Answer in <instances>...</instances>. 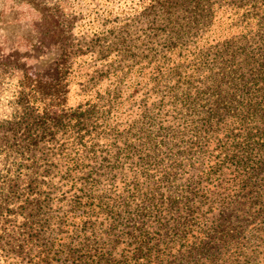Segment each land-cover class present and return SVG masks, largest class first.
<instances>
[{
  "label": "trees",
  "instance_id": "obj_1",
  "mask_svg": "<svg viewBox=\"0 0 264 264\" xmlns=\"http://www.w3.org/2000/svg\"><path fill=\"white\" fill-rule=\"evenodd\" d=\"M29 2L34 5L35 0ZM153 2L162 6L167 25L157 28L151 23L149 29L154 33V45H162L165 50L153 54L151 49L147 60L136 62L131 68L139 74L145 71L162 77L163 73L171 83L175 82L169 91L180 90L183 108L189 115L179 125L174 120L170 124L157 121L158 114L151 113L153 100L149 97L122 98L117 89L114 96L107 98L88 96V92L101 86L99 80L90 86L82 82L88 76L83 65L86 58L92 59L94 51L84 45L74 50L75 40H68L64 49L67 61L61 65L64 81L45 90L35 84L29 86L26 107L29 128L25 132L21 128L16 131L19 135L28 133L29 152L54 149L64 159L63 171L53 176L44 173L40 178L34 177L38 160L29 159V177H32L29 204L33 206L29 221L36 227L23 237H29L32 242V238L40 235L36 232L41 226L42 235L55 237L42 258L38 255L29 264H197L198 261L204 264L209 259L206 254L213 240L217 236L230 237L223 227L225 221L234 223L241 219L238 203L249 207V211L253 205L257 212L253 219L261 221L260 217L264 216V192L260 190L264 176L257 179L258 175H264V0ZM183 4L186 5L178 8ZM189 7L190 20L174 21L171 29H166L171 18L180 20ZM218 12L226 16L219 21L218 29L212 31ZM54 25L49 23L50 31L55 29ZM77 77L81 79L72 85H79L75 89L83 99L75 106L67 100L72 80ZM182 79L190 81L178 88L176 83ZM124 103L129 111L123 108ZM197 115L202 117L195 118ZM188 117L194 118L188 120ZM157 123L160 125L157 130L162 132L167 130L162 128V123L171 128H194L200 140L213 145L221 141L224 130L238 125L243 130L240 135L243 134L244 141L234 146L238 148L236 151H245L243 144L256 145L250 149L249 156L242 155L237 177L229 174L232 177L226 180L230 181L228 186L221 182L214 184V189L219 191L215 195L220 198L218 203L209 200L213 206H208L205 213L199 214L201 208L196 201L202 202L204 195L199 193L207 192L212 184L211 174L217 162L197 164L196 161L191 164L192 173L186 172L188 176L180 178L152 165L139 174L137 170L128 171L129 174L125 170L117 172V166L110 165L117 150L123 151L124 165L133 163V157L141 158L136 154L163 147L162 139L157 141L156 137L143 133L146 125ZM99 162L106 169L104 182L96 181L87 188L91 168ZM244 166L247 171L243 170ZM146 180L152 189L150 193H143ZM170 185H175L172 192L168 190ZM53 187L56 189L51 192ZM159 189L168 194L162 193V200L153 201ZM102 191L110 193L106 200L100 199ZM61 200L69 201L72 208L56 222L44 217V224L39 225L43 209L52 210L58 206L54 203ZM103 220L109 224L105 228ZM152 225L155 229L151 231ZM227 263L229 259L221 262Z\"/></svg>",
  "mask_w": 264,
  "mask_h": 264
},
{
  "label": "rangeland",
  "instance_id": "obj_2",
  "mask_svg": "<svg viewBox=\"0 0 264 264\" xmlns=\"http://www.w3.org/2000/svg\"><path fill=\"white\" fill-rule=\"evenodd\" d=\"M29 1L0 0V264H29L38 255L42 258L49 250L52 238H55L42 235L43 226L36 232L40 235L32 238V242H29V237H23L36 227L29 221V214L33 209L29 204V186L32 179L29 177V159L35 157L38 160L34 177L39 178L44 173L53 176L63 171L64 159L54 149L29 152L26 138L28 133L19 135L16 131L21 128L25 132L29 128V110L26 109L29 106V86L35 84L45 90L48 86L60 85L64 81L61 65L67 61L64 49L69 44L68 40H75L74 50H80V46L84 45L86 49L94 51L92 59L86 58V64L83 65L88 76L82 82L90 86L99 80L101 86L95 87L91 93L88 92V96L107 98L114 96L117 89V94L122 98L131 97L133 99L130 100H135L140 95V98L149 97L153 100L151 113L158 114L157 121H167L170 124L174 120L179 125L189 115L183 108L180 90L169 91L175 82L171 83L163 73L160 74L162 77L148 75L145 71L139 74L134 67L131 68L136 62L147 60L151 49H154L153 54L163 53L165 50L162 45H154V33L149 29L151 23L157 28L167 25L163 21L164 11L160 4H154V0H35L34 6ZM190 10L191 7L182 14L180 20L171 18V24L166 29L174 21L182 23L190 20ZM174 15H177L176 10ZM225 16H221L219 12L215 15L212 31L218 29L219 21L222 22ZM50 22L51 25L55 23L52 31ZM197 26L200 27V24ZM116 74H120L117 81L114 80ZM80 79L77 77L69 84L67 103L70 105L76 106L83 99L75 89L79 85H72ZM119 81L121 82L118 83ZM189 81L182 79L176 85L182 88ZM126 106L127 103H124L123 108L129 111ZM198 117L201 118L202 115L195 118ZM188 118L192 120L194 117ZM147 126L143 133L151 138L156 137L157 141L162 139L165 145L154 152L136 154L135 156L141 158L133 157V163L124 165L125 160L121 155L123 151L117 150L118 154L111 157L110 165L117 166V172L137 170L138 174L146 172L148 166L152 165L180 178L182 175L188 176V172L192 173L191 164L196 161L197 164L217 162L218 166L211 174L212 184L207 192L199 193L204 195L202 202L196 201L201 208L199 214L205 213L208 206H213L209 205V200L218 203L220 196L215 194L219 191L214 189V184L221 182L225 187L228 186L230 181L226 180L233 175L237 177L242 155L247 153L249 156L250 149L256 146L251 142L248 146L242 145L247 148L246 152L242 149L236 151L238 148L234 146L244 141L243 134L240 135L243 130L238 125H231L228 130H224L223 138L215 145L200 140V134L197 135L194 128H171L167 123H162V128L167 129L162 132L157 130L159 123ZM243 170L247 171V168L244 166ZM91 172L87 188L96 181L103 184V175L106 174L104 165L101 166L100 162L93 164ZM259 176L264 175H258L257 179H260ZM263 181L264 178L259 182L263 184ZM170 186L168 190L172 192V186L175 185ZM54 189L56 188L53 187L50 191L54 192ZM260 190L264 192V186ZM151 191L146 180L143 193ZM162 193L168 194L159 189L153 201L162 200ZM109 194L99 192L100 199L106 200ZM54 205L58 206L52 210L43 209L38 218L40 221L37 220L39 225H43L48 217L53 218L50 219L51 222H56L62 213L72 208L67 200ZM238 205V216L241 219L234 220V223L225 221L226 225L223 227L230 237L220 239L221 236H217L213 240V247L206 254L209 259H205L204 264H221L228 259L227 264H264V216L260 217L261 221L255 220L257 212L253 210V205L250 211L241 202ZM161 210L165 212L164 204ZM234 214L235 211L232 212ZM252 219L253 225H250ZM102 224L103 228L109 225L106 220ZM154 229L155 226L152 225L151 231ZM201 262L198 261L197 264H202Z\"/></svg>",
  "mask_w": 264,
  "mask_h": 264
}]
</instances>
